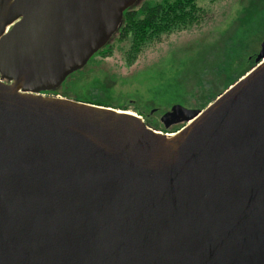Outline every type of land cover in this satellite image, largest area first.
<instances>
[{"label":"water","instance_id":"1","mask_svg":"<svg viewBox=\"0 0 264 264\" xmlns=\"http://www.w3.org/2000/svg\"><path fill=\"white\" fill-rule=\"evenodd\" d=\"M136 0H0V264H264V34L172 134L56 94ZM183 125V126H182Z\"/></svg>","mask_w":264,"mask_h":264},{"label":"rangeland","instance_id":"2","mask_svg":"<svg viewBox=\"0 0 264 264\" xmlns=\"http://www.w3.org/2000/svg\"><path fill=\"white\" fill-rule=\"evenodd\" d=\"M142 1L129 6L137 7ZM196 4L203 10L195 23L159 32L131 58L124 55L127 40L113 35L109 50L95 54L81 76H65L54 88L56 95H98L114 105L120 102L150 127L172 132L182 122L165 128L160 115L174 103L201 107L196 104L203 96L206 103L223 89L225 63L247 53L255 55L264 34V25L251 21L255 12L264 13V0H196ZM244 14L251 15L245 22Z\"/></svg>","mask_w":264,"mask_h":264},{"label":"trees","instance_id":"3","mask_svg":"<svg viewBox=\"0 0 264 264\" xmlns=\"http://www.w3.org/2000/svg\"><path fill=\"white\" fill-rule=\"evenodd\" d=\"M202 10V7L196 4V0H144L137 7L133 8L132 6H128L122 11L121 22L117 29L111 34L109 39L101 47H99L95 52L91 54L85 64L90 63L95 54L101 53L102 51L107 52L109 50L108 41L115 34H117L115 39L127 40L128 43L127 47L124 49V55L128 54L131 58L132 54L138 53L145 41L157 36L159 32L166 31L174 26L185 27V25L189 26L195 23L199 19ZM256 15V12L252 17L250 14H247V16H245L244 14L242 16V21L244 20V18L249 20L251 17V21L253 23L257 25H264V13L259 14L257 16ZM247 20H244L243 22ZM240 34H242V31H240ZM239 47L242 53V51L244 50V46L241 45ZM254 63L255 60L253 53H247L246 56L241 55L240 57H237V60L232 62L231 64L230 62L225 63V65L222 67L224 72L223 89L232 81H234L239 75H241L248 68H250ZM84 65L80 68L71 71L66 75V77L81 76L84 67H86ZM230 72L232 73L230 74ZM48 91L51 94H56V92H58L55 89L43 90L42 92ZM61 94L63 96L72 97L88 102L110 105L113 107L126 109L125 104H121L119 102L118 104L114 105L109 100L97 97L98 95L94 97H87L84 95L78 96L76 94L70 96L62 92ZM205 97L206 96H203L202 98L204 99H200L196 105L202 107L214 96L209 99L206 103H204V101L206 100ZM180 125L181 124H179L178 126H173L174 128L172 130L176 129ZM162 129L164 128L162 127Z\"/></svg>","mask_w":264,"mask_h":264},{"label":"bare ground","instance_id":"4","mask_svg":"<svg viewBox=\"0 0 264 264\" xmlns=\"http://www.w3.org/2000/svg\"><path fill=\"white\" fill-rule=\"evenodd\" d=\"M158 131V130H157ZM160 132H162V131H160ZM165 135H169V134H172V132H165L164 133Z\"/></svg>","mask_w":264,"mask_h":264},{"label":"flooded vegetation","instance_id":"5","mask_svg":"<svg viewBox=\"0 0 264 264\" xmlns=\"http://www.w3.org/2000/svg\"><path fill=\"white\" fill-rule=\"evenodd\" d=\"M129 110V109H128ZM158 131H160V130H158ZM163 132V131H162Z\"/></svg>","mask_w":264,"mask_h":264}]
</instances>
